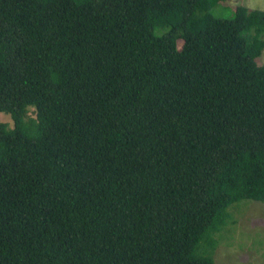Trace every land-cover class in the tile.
<instances>
[{
  "label": "trees",
  "instance_id": "1",
  "mask_svg": "<svg viewBox=\"0 0 264 264\" xmlns=\"http://www.w3.org/2000/svg\"><path fill=\"white\" fill-rule=\"evenodd\" d=\"M223 2L0 0V264H214L264 202V11Z\"/></svg>",
  "mask_w": 264,
  "mask_h": 264
},
{
  "label": "rangeland",
  "instance_id": "2",
  "mask_svg": "<svg viewBox=\"0 0 264 264\" xmlns=\"http://www.w3.org/2000/svg\"><path fill=\"white\" fill-rule=\"evenodd\" d=\"M240 5L264 11V0H225L212 13L218 18L232 19ZM258 62L264 64V51ZM0 122L13 126L11 117L4 113H0ZM228 211H232L236 221L222 235H216L218 246L210 255L214 264H264V202L242 200Z\"/></svg>",
  "mask_w": 264,
  "mask_h": 264
}]
</instances>
